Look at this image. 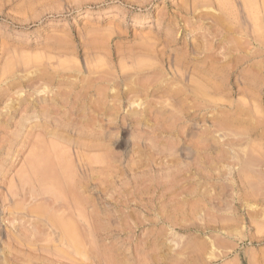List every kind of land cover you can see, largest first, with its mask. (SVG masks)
Returning <instances> with one entry per match:
<instances>
[{
  "label": "rangeland",
  "instance_id": "1",
  "mask_svg": "<svg viewBox=\"0 0 264 264\" xmlns=\"http://www.w3.org/2000/svg\"><path fill=\"white\" fill-rule=\"evenodd\" d=\"M262 7L0 0V264H264Z\"/></svg>",
  "mask_w": 264,
  "mask_h": 264
},
{
  "label": "bare ground",
  "instance_id": "2",
  "mask_svg": "<svg viewBox=\"0 0 264 264\" xmlns=\"http://www.w3.org/2000/svg\"><path fill=\"white\" fill-rule=\"evenodd\" d=\"M247 1H248V0H247ZM258 8H259V7H258ZM262 8H264V7H262ZM263 10H264V9H263ZM193 83H194V82H192V84H193ZM197 83H198V81H197ZM199 83H200V82H199ZM195 85H196V84H195ZM193 86H194V85H193ZM197 87L199 88V86H197ZM202 87H203V86H202ZM204 87H205V84H204ZM190 88H191V87H190ZM195 88H196V87H195ZM206 88H207V87H206ZM199 89H201V88H199ZM199 89H198V91H199ZM190 91H191V90H190ZM196 92H197V89H196ZM196 92H195V93H196ZM203 94H204V92H203L202 94L200 93V95H203ZM204 96H205V95H204ZM205 97H206V96H205ZM190 108H191V107H190ZM199 109H200V108H199ZM63 158H64V157H63ZM57 161H58V160H57ZM68 161H69V160H68ZM61 162H62V161H61ZM61 164H62V163H61ZM65 165H66V164H64V166H65ZM69 165H70V164H69ZM60 166H61V165H60ZM53 170H54V169H53ZM65 171H66V170H65ZM72 172H73V171H72ZM69 180H70V179H69ZM69 182H70V181H69ZM69 190H70V189H69ZM66 194H67V193H66ZM63 204H64V203H63ZM61 205H62V203H61ZM55 207L57 208V206H55ZM60 207H61V206H60ZM57 209H58V208H57ZM61 209H62V208H61ZM54 218H55V217H54ZM58 218H59V217H58ZM61 219H62V218H61ZM64 220H65V219H64ZM64 220H63V221H64ZM57 221H58V220H57ZM63 221H62V222H63ZM58 224L60 225V222H59ZM63 224H64V223H63ZM66 224H67V223H66ZM64 225H65V224H64ZM64 225H63V226H64ZM61 226H62V225H61ZM64 227L70 229L69 224H68V227H67V225L64 226ZM64 227H63V228H64ZM65 228H64V229H65ZM75 228H76V227H75ZM67 231H69V230H67ZM64 232L66 233V230H65ZM70 232H71V231H70ZM70 232H68V233H70ZM73 232H74V229H73ZM73 232L70 233L71 237L74 236V235L72 236V234L75 233V232H74V233H73ZM65 233H64V234H65ZM66 234H67V233H66ZM68 235H69V234H68ZM74 237H75V236H74ZM67 238H69V236H67ZM72 239H73V238H72ZM81 240H82V239H81ZM73 241H74V239H73ZM75 241H76V239H75ZM71 244H72V243H71ZM80 244H82V243H80ZM78 245H79V244H78Z\"/></svg>",
  "mask_w": 264,
  "mask_h": 264
}]
</instances>
